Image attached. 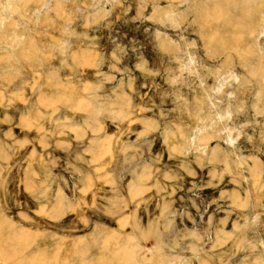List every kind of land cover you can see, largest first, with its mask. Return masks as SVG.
I'll list each match as a JSON object with an SVG mask.
<instances>
[{
	"label": "rangeland",
	"instance_id": "374dc122",
	"mask_svg": "<svg viewBox=\"0 0 264 264\" xmlns=\"http://www.w3.org/2000/svg\"><path fill=\"white\" fill-rule=\"evenodd\" d=\"M122 250L264 264V0H0V264Z\"/></svg>",
	"mask_w": 264,
	"mask_h": 264
},
{
	"label": "bare ground",
	"instance_id": "6f19581e",
	"mask_svg": "<svg viewBox=\"0 0 264 264\" xmlns=\"http://www.w3.org/2000/svg\"><path fill=\"white\" fill-rule=\"evenodd\" d=\"M232 38H233V35H232ZM237 38V37H236ZM245 53H247V52H245ZM255 54V53H254ZM241 56H242V54H240ZM245 56V55H244ZM243 56V57H244ZM252 56H254V55H252ZM242 57V58H243ZM249 57V55L247 56V58ZM261 59V58H260ZM260 59H258V61L260 60ZM263 63V62H262ZM261 63V64H262ZM258 67H260L259 65H258ZM263 73V72H262ZM62 198H57V201H56V207H57V209L59 208H61V203H62ZM76 251L78 250V249H76V247H73ZM78 252V251H77ZM135 254L132 252V251H130V250H122V251H119L118 252V254L116 255V259L118 260V263H120V264H123V262H124V260L125 259H128V260H132V262L134 261L135 262ZM32 263H34V262H32ZM62 264H66V263H62ZM134 264V263H133Z\"/></svg>",
	"mask_w": 264,
	"mask_h": 264
}]
</instances>
